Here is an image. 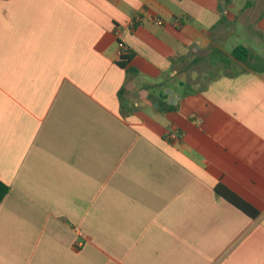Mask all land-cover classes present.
I'll use <instances>...</instances> for the list:
<instances>
[{"label":"crops","instance_id":"crops-1","mask_svg":"<svg viewBox=\"0 0 264 264\" xmlns=\"http://www.w3.org/2000/svg\"><path fill=\"white\" fill-rule=\"evenodd\" d=\"M0 180V264H264V0H0Z\"/></svg>","mask_w":264,"mask_h":264},{"label":"trees","instance_id":"trees-1","mask_svg":"<svg viewBox=\"0 0 264 264\" xmlns=\"http://www.w3.org/2000/svg\"><path fill=\"white\" fill-rule=\"evenodd\" d=\"M232 53H233L234 58H236L237 60L241 62H246L247 59L250 57L249 50L243 46L236 47ZM215 190L218 194H220L222 197L227 199L230 203L235 205L237 208L241 209L242 211L246 213H249V210H247V208L241 205V203H239L236 199H234L228 192L221 189V187H216ZM9 191H10L9 186H7L5 183H3L0 180V202L6 197Z\"/></svg>","mask_w":264,"mask_h":264},{"label":"built area","instance_id":"built-area-1","mask_svg":"<svg viewBox=\"0 0 264 264\" xmlns=\"http://www.w3.org/2000/svg\"><path fill=\"white\" fill-rule=\"evenodd\" d=\"M175 22H176V24L180 25L181 20L180 19H176ZM156 24L162 25L163 24V21L157 20L156 21ZM118 48H119L118 49L119 58L121 60H124V58L128 54V48L121 41L118 42ZM168 138L169 139H175L176 138V132H174V131L168 132Z\"/></svg>","mask_w":264,"mask_h":264}]
</instances>
